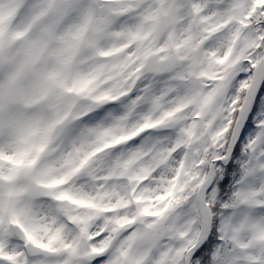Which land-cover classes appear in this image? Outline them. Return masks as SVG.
<instances>
[{
  "label": "snow or ice",
  "instance_id": "obj_1",
  "mask_svg": "<svg viewBox=\"0 0 264 264\" xmlns=\"http://www.w3.org/2000/svg\"><path fill=\"white\" fill-rule=\"evenodd\" d=\"M0 264H264V0H0Z\"/></svg>",
  "mask_w": 264,
  "mask_h": 264
}]
</instances>
